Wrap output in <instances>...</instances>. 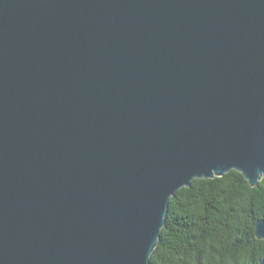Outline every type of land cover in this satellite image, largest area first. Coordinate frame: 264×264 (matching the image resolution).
Wrapping results in <instances>:
<instances>
[{
	"label": "water",
	"instance_id": "obj_1",
	"mask_svg": "<svg viewBox=\"0 0 264 264\" xmlns=\"http://www.w3.org/2000/svg\"><path fill=\"white\" fill-rule=\"evenodd\" d=\"M230 170L264 176V0H0V264H149Z\"/></svg>",
	"mask_w": 264,
	"mask_h": 264
},
{
	"label": "trees",
	"instance_id": "obj_2",
	"mask_svg": "<svg viewBox=\"0 0 264 264\" xmlns=\"http://www.w3.org/2000/svg\"><path fill=\"white\" fill-rule=\"evenodd\" d=\"M264 218V176L251 186L230 170L191 180L170 197L149 264H257L264 241L254 225Z\"/></svg>",
	"mask_w": 264,
	"mask_h": 264
}]
</instances>
